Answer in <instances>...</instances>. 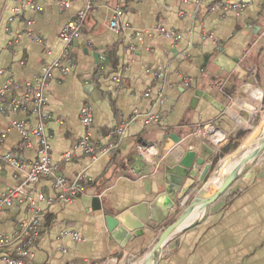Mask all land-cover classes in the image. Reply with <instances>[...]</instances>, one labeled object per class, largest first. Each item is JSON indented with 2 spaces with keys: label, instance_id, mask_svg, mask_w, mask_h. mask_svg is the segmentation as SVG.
Here are the masks:
<instances>
[{
  "label": "crops",
  "instance_id": "obj_1",
  "mask_svg": "<svg viewBox=\"0 0 264 264\" xmlns=\"http://www.w3.org/2000/svg\"><path fill=\"white\" fill-rule=\"evenodd\" d=\"M28 1L0 0V87L7 80H31L46 64L62 58L60 31L84 6L80 0H71L66 8L57 0H36L32 8ZM90 1L80 35L68 44L71 70L54 68L45 90L50 163L69 180L82 175L86 189L66 204L55 201L50 178L27 189L40 210L35 264L140 262L182 208L170 210L161 223L150 222L143 235L123 244L108 231L105 216L150 202L162 191L163 165L173 163L163 155L176 135L196 157L214 164L223 146L239 143L248 132L232 106L245 110L250 124L264 111V0H217L242 6L212 12L207 9L210 0ZM112 20L117 29L110 27ZM160 25L168 32L161 33ZM224 49L239 61L219 56ZM195 91L213 103L202 96L193 102ZM83 104L92 110L89 130L97 151L64 160L63 153L85 132L78 116ZM217 104L231 111V117ZM134 109L140 116L131 120ZM149 111L159 116V123H144ZM14 121L33 124L34 119L23 113L0 114L2 152H15L22 142L12 128ZM122 121L128 124L119 137L116 128ZM212 124L225 137L220 149L206 137ZM138 144L147 152H139ZM36 156L32 138L19 157L29 163ZM27 170V165L21 170L0 165V198L24 180ZM247 171L248 183L235 193L226 190L200 213L195 226L173 236L157 264H264V147L237 181ZM38 192L45 199H37ZM93 196L99 198L100 209L89 200ZM30 212L23 196L13 200L0 213V233H14Z\"/></svg>",
  "mask_w": 264,
  "mask_h": 264
},
{
  "label": "built area",
  "instance_id": "obj_2",
  "mask_svg": "<svg viewBox=\"0 0 264 264\" xmlns=\"http://www.w3.org/2000/svg\"><path fill=\"white\" fill-rule=\"evenodd\" d=\"M36 0H29L27 5L29 7H36ZM84 3L82 9L77 12L76 18L68 21L60 31V39L64 44L62 50V58H57L52 62L46 64L38 74H36L31 80L19 82L15 80H7L0 87V114L10 113H23L33 116V124L25 122H12V128L17 131L22 138V142L15 152H2V137H0V165L5 164L13 167L16 170L23 169L26 165L28 170L23 181L18 185L9 189L0 198V213L3 208L12 205L13 200L23 196L29 205L30 215L24 220L19 228L12 234L0 233V261L4 264H35L34 263V247L38 241L40 235L41 223H40V210L36 206V200L27 192L28 188H32L34 184L40 178H50L52 181V187L55 191V201L66 204L72 202L80 194L84 193L86 184L82 175H77L72 179H67L57 173L56 167L50 163V151L49 135L46 133V112L45 107L47 104V94L45 90L48 86L49 79L52 76L54 68L60 69L63 73H68L72 68V61L69 54L68 44L81 33L82 23L87 16V13L91 9L90 0H80ZM71 0H57V4L66 8L70 5ZM241 4L235 3L225 5L219 3L217 0H210L207 9L209 11H217L222 9L226 11L228 9H235L240 7ZM31 21H28L29 25ZM111 28L117 29L118 24L116 20H112L109 23ZM158 30L161 33H167L165 27L158 26ZM28 35L35 41L39 38L33 34L30 30ZM103 59L104 57L101 56ZM145 96L149 95V92L144 93ZM161 96V95H160ZM79 121L85 128V132L74 146L67 152L63 153L62 158L64 160H71L78 155L93 156L97 149L95 143L92 142L90 137L89 127L92 123V110L87 104H83L79 109ZM140 116L137 109H134L131 115V120ZM144 123L147 125L159 123V116L151 111L143 115ZM127 121H122L116 128L117 136H121L127 126ZM208 125V124H207ZM206 125V126H207ZM213 125V124H212ZM206 130V137L209 142L217 146L220 149L221 144L225 141V137L219 133L218 129L213 125ZM201 130V129H199ZM197 130L194 133L198 134ZM205 135V133H204ZM34 138L37 146V156L29 163H25L19 157V153L27 146H30L31 139ZM136 149L139 152H147L146 146L136 145ZM217 149L216 153H220ZM106 151V149H102ZM36 198L39 200L45 199L44 195L40 192L36 193ZM76 240L80 237L76 233L73 234ZM7 249H10L8 251Z\"/></svg>",
  "mask_w": 264,
  "mask_h": 264
},
{
  "label": "water",
  "instance_id": "obj_3",
  "mask_svg": "<svg viewBox=\"0 0 264 264\" xmlns=\"http://www.w3.org/2000/svg\"><path fill=\"white\" fill-rule=\"evenodd\" d=\"M219 56L227 58L231 63L239 61L236 55L226 49L222 50ZM200 96L209 99L201 91H195L193 102ZM216 107L224 116L231 117V111H227L223 104H217ZM232 111L240 113L242 128L248 130L232 151L219 157L214 164L205 163L204 159L196 157L195 151L176 135L172 141L174 146L163 155L164 159L169 157L173 163L163 165L162 191L150 202L143 201L131 205L116 216H105L108 231L114 239L123 244L143 235L144 228L151 226L150 222L161 223L168 217L170 210L182 208L180 213L163 227L142 260L134 264H157L163 246L173 236L195 226L200 213L215 203L226 190L230 189L231 193H235L248 183L251 175L249 171L244 172L239 181L237 176L264 147V111L254 124H250V115L245 110L232 106ZM89 200L95 204V209H100L97 196L89 197ZM192 215H195L193 220L188 221Z\"/></svg>",
  "mask_w": 264,
  "mask_h": 264
},
{
  "label": "trees",
  "instance_id": "obj_4",
  "mask_svg": "<svg viewBox=\"0 0 264 264\" xmlns=\"http://www.w3.org/2000/svg\"><path fill=\"white\" fill-rule=\"evenodd\" d=\"M237 145H238V141L237 142H234L233 144H231L229 146H225V147L223 146L221 148V153L220 154L224 155V154L232 151Z\"/></svg>",
  "mask_w": 264,
  "mask_h": 264
}]
</instances>
